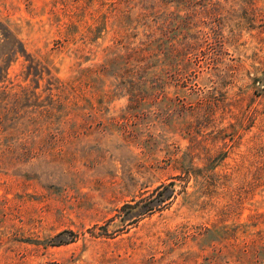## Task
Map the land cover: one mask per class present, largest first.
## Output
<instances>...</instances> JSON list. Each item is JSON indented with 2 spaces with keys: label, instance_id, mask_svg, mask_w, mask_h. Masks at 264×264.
Instances as JSON below:
<instances>
[{
  "label": "rangeland",
  "instance_id": "374dc122",
  "mask_svg": "<svg viewBox=\"0 0 264 264\" xmlns=\"http://www.w3.org/2000/svg\"><path fill=\"white\" fill-rule=\"evenodd\" d=\"M159 1L0 0V264H264V0Z\"/></svg>",
  "mask_w": 264,
  "mask_h": 264
},
{
  "label": "trees",
  "instance_id": "16d2710c",
  "mask_svg": "<svg viewBox=\"0 0 264 264\" xmlns=\"http://www.w3.org/2000/svg\"><path fill=\"white\" fill-rule=\"evenodd\" d=\"M167 1L170 0H161L154 3L155 5H152L151 11L140 10L137 12L138 19L148 21V23H146L148 28V32L146 34L148 38L143 42L144 46L134 48V51L131 54L132 56L129 55L125 60V63L131 67L132 77H134L133 75L136 74L140 68V64L139 62H136V60L142 59L147 53H152L151 49H153V46L162 42L163 39H173L179 35H182L183 38H187V41L184 43V48L186 50L184 54H186L191 51L189 49L194 48L195 45L198 44L197 40L189 41V38L193 39L200 37L204 41H207L211 36H220L219 24H213L205 19V17H211L212 15L207 6L210 5V8H216L218 7L219 0H175L177 5L182 4V7H176L171 10H166L168 5H170ZM115 7L116 6L113 8ZM181 11L183 13H181ZM161 15H163L162 18H160L161 20H158L156 17H160ZM106 16L107 14L105 13L104 17L106 18ZM201 22L210 23V30H204L201 28H197L195 31L191 30L192 27H197ZM70 27L71 25L69 24L67 26V30H70ZM5 31L6 25L0 20V35L3 34L5 36ZM217 39L220 40L219 38ZM9 49L13 51V54L25 51L23 43L16 38L11 43ZM133 60L135 62H133ZM58 86H60V84H58ZM61 91H64V87L61 88ZM64 95L66 96H61L60 94L57 95L58 100L64 101L67 97H69L68 93H65ZM191 150L192 149L190 147L187 153L191 152ZM176 162L179 163V167L184 169L185 172L188 173L190 171V166H184L181 158H176ZM163 185L164 184H161V186ZM158 187H160V185Z\"/></svg>",
  "mask_w": 264,
  "mask_h": 264
}]
</instances>
